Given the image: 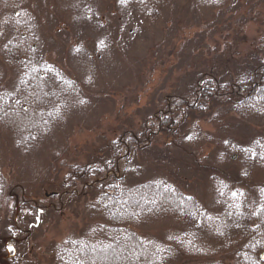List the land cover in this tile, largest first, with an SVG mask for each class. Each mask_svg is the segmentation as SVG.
<instances>
[{
  "label": "trees",
  "instance_id": "1",
  "mask_svg": "<svg viewBox=\"0 0 264 264\" xmlns=\"http://www.w3.org/2000/svg\"><path fill=\"white\" fill-rule=\"evenodd\" d=\"M24 1L0 0L6 11L0 13V64L10 66L17 76L10 92L4 88L0 69V128L8 130L14 148L27 155L57 124H64L69 114L78 110L82 95L78 83L45 62L34 46L38 43L35 25L19 11ZM234 1L121 0L118 7L132 16L154 20L159 10L178 2L221 11ZM9 7L14 8L12 15H7ZM83 9L85 24L98 30L101 24L94 11ZM252 63L241 66L229 80L214 73H199L185 95L175 96L163 109L147 114L140 128L123 126L103 145V156H90L84 165H72L59 191L48 196L56 199L63 195L60 200L65 202L48 207L46 198L31 201L22 197L16 201L9 196L11 189L0 173V206L6 209L0 221V264H28L26 237L41 212L58 216L64 205L82 199L86 200L87 220L60 243L48 245L52 264H218L219 259L227 264L225 257H219L223 249L232 250L230 264H263L258 256L264 253V137L255 136L249 123H264V57H253ZM9 115L26 126H7L4 118ZM200 122L225 134L219 138L225 151L237 155L243 166L241 172L234 169L220 174L208 167L214 199L211 210L188 194L172 171L171 175L162 171L141 177L137 167L138 154L148 151H156L152 160H157V165L164 161V166H170L164 154L167 151L153 146L157 133L181 139L180 148L190 156L193 148L212 143L215 138L202 131ZM240 126L251 133L242 144L233 142L232 132ZM226 161L231 164L230 159ZM254 173L261 176L259 182L251 178ZM79 186L84 189L81 193L75 191ZM162 221L175 227L165 241L142 237L136 231ZM6 242L11 244L12 256L6 255Z\"/></svg>",
  "mask_w": 264,
  "mask_h": 264
},
{
  "label": "rangeland",
  "instance_id": "2",
  "mask_svg": "<svg viewBox=\"0 0 264 264\" xmlns=\"http://www.w3.org/2000/svg\"><path fill=\"white\" fill-rule=\"evenodd\" d=\"M120 1L25 0L19 8L35 25L38 43L34 46L43 60L76 81L82 96L78 110L70 113L64 124H57L27 155L16 150L11 133L0 128V173L7 189H11L9 196L16 201L22 197L31 201L46 198L48 207L65 202L60 200L63 195L56 199L48 196L59 191L72 165H84L90 156H103L106 151L103 145L113 140L123 126L140 128L147 114L163 109L175 96L185 95L192 78L199 73H214L229 80L248 61L253 65V57H264V0H235L221 11L178 2L159 10L154 20L121 11ZM2 6L0 13L4 14ZM9 8L12 10L7 15H12L14 8ZM83 8L94 11L101 24L98 30L85 24ZM0 69L4 88L11 92L17 76L7 64H0ZM4 120L7 126L9 123L17 129L26 126L10 115ZM199 125L215 138L212 143L199 149L192 147L194 152L190 156L180 148L181 139L157 133L153 146L167 151L164 154L170 166L166 167L164 161L163 165H157V160H152L156 151H148L138 154L137 167L141 177L172 171L184 183L185 191L211 210L214 199L208 167H214L220 174L224 170L232 173L234 169L241 172L243 166L237 155L225 151L224 142L219 140L225 135L221 130L216 132L203 122ZM249 125L255 136L264 137V123L250 121ZM232 133L233 142L239 144L251 136L243 126ZM118 168L121 170V164ZM251 178L255 182L261 180L256 173ZM83 190L79 186L75 191ZM84 200L67 203L58 216L41 212L26 237L28 264H52L47 247L63 241L74 228H82L88 215ZM5 213L1 204L0 221ZM29 221L33 225V220ZM174 230L171 222L162 221L136 231L142 237L165 241ZM5 245L6 255L12 256L11 244ZM231 251L218 252L227 264L232 262ZM217 263L222 261L219 259Z\"/></svg>",
  "mask_w": 264,
  "mask_h": 264
},
{
  "label": "water",
  "instance_id": "3",
  "mask_svg": "<svg viewBox=\"0 0 264 264\" xmlns=\"http://www.w3.org/2000/svg\"><path fill=\"white\" fill-rule=\"evenodd\" d=\"M258 257H259L260 262L264 264V253H262V254H261L260 256H258Z\"/></svg>",
  "mask_w": 264,
  "mask_h": 264
},
{
  "label": "snow or ice",
  "instance_id": "4",
  "mask_svg": "<svg viewBox=\"0 0 264 264\" xmlns=\"http://www.w3.org/2000/svg\"><path fill=\"white\" fill-rule=\"evenodd\" d=\"M122 2H123V0H122ZM49 70H50V69H49ZM190 138H191V137H189V139H190ZM245 151H247V149H245ZM232 195H233V196H236L237 193L234 192Z\"/></svg>",
  "mask_w": 264,
  "mask_h": 264
}]
</instances>
